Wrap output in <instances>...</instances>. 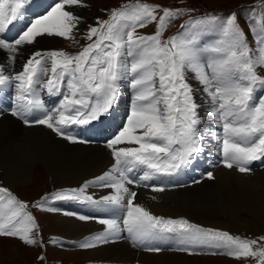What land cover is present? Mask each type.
<instances>
[{
    "label": "snow or ice",
    "instance_id": "snow-or-ice-1",
    "mask_svg": "<svg viewBox=\"0 0 264 264\" xmlns=\"http://www.w3.org/2000/svg\"><path fill=\"white\" fill-rule=\"evenodd\" d=\"M31 3L0 0V51L8 59L0 64V90H15L11 116L26 126H43L69 143L85 144L90 141L74 134L73 126L102 123L115 113L122 88L133 93L126 122L106 141L114 161L110 168L78 187L58 188L32 207L52 213L60 209L49 206L50 201H75L106 208L111 214L101 217L63 213L105 226L77 244L82 250L128 241L148 253L223 255L264 264V234L235 235L185 217L156 215L138 202L134 190L145 187L158 193L184 186L173 178L193 167L211 140L219 163L229 171L248 177L253 162H264V29L252 23L264 24V4L258 6L259 18L253 6L247 32L235 12H205L181 25L184 31L164 39L173 21L196 9L137 0L111 9L107 20L97 17L78 39L75 33L86 23L79 9L90 6L86 0H58L29 17ZM16 23L23 25L21 31L9 40L5 33ZM149 25H155L151 34L137 33ZM46 38L90 42L75 54L35 49ZM29 48L35 50L16 71L18 56ZM41 90L60 96L58 105L48 107ZM206 118L214 119L215 128L205 127ZM157 178H168V185L148 183ZM205 178L216 179L211 171ZM90 188L109 191L97 198ZM0 194V237L46 249L29 205L5 187ZM37 259L46 264V255Z\"/></svg>",
    "mask_w": 264,
    "mask_h": 264
},
{
    "label": "bare ground",
    "instance_id": "bare-ground-1",
    "mask_svg": "<svg viewBox=\"0 0 264 264\" xmlns=\"http://www.w3.org/2000/svg\"><path fill=\"white\" fill-rule=\"evenodd\" d=\"M56 2L58 0L41 1L36 13L31 17L49 10ZM87 12L86 8L79 9V14L84 16L85 13L86 20L92 22L95 13L89 11L90 16H88ZM56 41L60 40L56 38L42 39L39 44L35 45V49L46 50L57 45ZM35 49L26 50L31 52ZM29 53L24 52V57L26 58ZM0 64H8L7 54L3 51H0ZM21 69L22 67H16L17 71ZM125 93L123 92L122 95L124 96ZM1 96L2 90H0V98ZM131 100H129L128 109L116 107L115 113L124 121H121L122 124L126 122V116L130 112ZM120 104L121 101L118 105ZM110 135L111 129L105 130L102 134L105 138ZM213 142L215 141L211 140L207 143L205 152L191 167L192 181H201V183L183 184L184 186L176 188L168 187V190L158 193L145 187L136 188L138 202L156 215L170 213L174 216L180 215L179 213L182 211L189 220L199 221V223L210 226L230 227L236 231L260 229L259 226H264V165L253 168V175L248 177L235 171H229L221 164L209 159V153L215 146ZM113 162L106 144L92 142L72 144L55 137L43 126H26L7 113L0 115V168L3 169V176L6 180H11L12 184L31 182L34 176L30 171L36 165V167L38 166L37 173L44 171L50 174L57 186L75 184L78 187L84 181L108 170ZM201 165H203L202 169ZM200 169L204 172L201 173ZM209 171L213 172L215 180L205 178V173ZM187 176L191 177L188 173ZM90 189L93 192H101L100 195L98 194L99 196L107 194L109 191L108 189ZM78 205L69 203L67 206L61 207L62 205L53 204L52 206L60 209L58 212H53L57 218L53 224L59 229L57 233L65 236V239H79L78 241L82 242L86 237L102 231L105 226L99 224L96 219L80 221L74 216H65L63 213L67 211L90 217L107 216L111 213L105 208L95 205ZM195 216L198 218L197 220H195ZM212 217H214V221L211 219ZM219 217H224V219H219ZM84 229L87 230L86 233L83 231ZM165 246L169 247V243L167 242ZM86 254V259H98L105 264L194 263L182 253L164 251L155 254L139 251L134 249L128 241L89 250ZM11 255H15L14 249H0V258H7Z\"/></svg>",
    "mask_w": 264,
    "mask_h": 264
},
{
    "label": "rangeland",
    "instance_id": "rangeland-1",
    "mask_svg": "<svg viewBox=\"0 0 264 264\" xmlns=\"http://www.w3.org/2000/svg\"><path fill=\"white\" fill-rule=\"evenodd\" d=\"M86 1L90 5L89 7L86 8V10L88 11L87 15L90 16V13H89V11H90L92 13H95V17H93L94 20L92 22H89L86 20V16H85L86 14L84 13L83 17L85 18L86 23L81 24L80 25V32L75 33L78 39L83 34L87 24L96 23V18L102 17L104 15V13L107 12V10H108L107 14L110 15L111 9H115L121 5L134 4L137 2V0H86ZM173 1L174 0H139L140 3L153 2V4H162V5L173 4ZM183 1H186L185 2L186 5H187V1H189L193 5L199 4L200 6H203V7H209V8H216L217 9V8H222V7H230L231 5H234L238 1H251V0H183ZM240 12H241V10H239V12L237 13L238 18H239V22H240V25L242 27H244V29H245L246 25L244 23V20H242V18H241ZM258 12H260L259 7L257 8L256 14L258 17H260V13H258ZM245 13H246L245 17L247 19L246 21H248L250 13H248V12H245ZM250 15H252V12ZM176 21L177 20L173 21L169 26L172 28L174 25L177 24ZM150 27H155V25H150ZM144 29L146 30V28H144ZM166 35H167V32H165L164 37ZM56 39H59L60 41H58V42L56 41L57 45L49 47L48 48L49 50H56V48H59L61 50H69L71 48L76 47L77 51H80L81 48L85 45L82 43L83 40H80V42L77 44V43H73L72 41L63 40L60 38H56ZM251 39L252 38H249V40H251ZM25 52L29 53L30 50H25ZM24 56H25V54L23 56H18V58L15 62V69H16V67L17 68L22 67V64L24 63V60H25ZM120 108L125 109V107H122V105H120ZM209 119H211V118H206V120H209ZM211 120L214 121V119H211ZM121 121L124 122L123 120H121ZM211 127H213V125ZM119 131H120V129H119ZM86 144H88V143H86ZM213 144L215 145V142H213ZM206 145H207V143L205 144V146ZM37 167H36V165H34L32 167L30 173H31V175L34 176V178L31 182L26 183V184L16 183V182L12 184L11 180H6V178L3 176L4 175L2 172L3 169L0 168V187H5V188L9 189V191H11V193L13 195H15L18 199H20L23 202H26L29 205V210L37 217V219L39 221V224H40L41 230H42L43 239H44V242L47 245V247H46V249L42 248V247H29V246H25L24 244H22L18 239H9V238L0 237V249L12 248L15 250L14 256L11 255L10 257H7V258H0V264H45V262L37 259L38 255H41V254L46 255V257H47L46 264H90V263L96 264V263H94L95 261H99L97 263L105 264L98 259H90V260L86 259L87 258L86 253L89 252V250H82L80 248L66 249L65 247L57 246L58 244L63 245V244H61V242L59 243L60 237L64 240H68V239L67 238L65 239V236H62V235L57 233L59 231V229L56 228L55 225L53 224V222L55 220H57L54 213L41 211L39 208L32 207V206L34 204H36L38 201H40L42 197H45L46 194L52 193L55 190H57L58 188H61L62 186H57L55 184L54 180L52 179V177L50 176V174H48L44 171H40L41 173H37V171H38ZM202 168H203V165H201V169ZM253 168H255V167H253ZM201 169H200V171H201ZM203 172L204 171H201V173H203ZM190 183H193V181L186 182L184 184L189 185ZM68 187H75V184L63 186V188H68ZM0 195H3V194H0ZM73 204H76V203H73ZM102 212H104V211H102ZM104 213L108 214L107 212H104ZM159 214H161V213H159ZM179 214L181 216L185 217L182 211ZM166 215L167 216H173V214H170V213L166 214ZM176 216H178V215H174V217H176ZM220 218L224 219V217H219V219ZM197 219L198 218L195 216V220H197ZM211 219L214 221V217H212ZM190 221H192L194 223L197 222V221H194L191 219H190ZM197 223H199V221ZM200 224H202V223H200ZM203 225L207 226V227H213V228L227 230V231L231 232L232 234L235 233L237 235L248 236V237H254V236L264 234V226L263 227L259 226L260 229H262V230H260V229H256V230L255 229H240V231H236L235 229L230 228V227L229 228L215 227V226H210L208 224L207 225L203 224ZM83 231L87 232V230H85V229ZM53 240H55L56 242L53 243L52 242ZM74 240H75V243H73L74 245L80 243V241H78L79 239L78 240L73 239L71 241H74ZM166 243L167 242H165L163 244V246L165 248H167V246H165ZM68 248H71V247H68ZM184 255H186V254H184ZM186 256H188V258H190L192 260L191 262H194L193 264H202L203 262L206 264L207 263L208 264H256V262L254 260H251V259L242 260V261L238 262L232 258H229L227 256H223V255H216V256H213V255H198V256L197 255H195V256L186 255ZM223 257H225V258H223ZM106 264H108V263H106Z\"/></svg>",
    "mask_w": 264,
    "mask_h": 264
}]
</instances>
